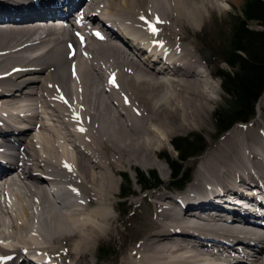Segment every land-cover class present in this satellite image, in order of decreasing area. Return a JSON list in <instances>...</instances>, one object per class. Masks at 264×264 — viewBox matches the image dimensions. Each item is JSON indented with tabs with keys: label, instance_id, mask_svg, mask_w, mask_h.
<instances>
[{
	"label": "bare ground",
	"instance_id": "bare-ground-1",
	"mask_svg": "<svg viewBox=\"0 0 264 264\" xmlns=\"http://www.w3.org/2000/svg\"><path fill=\"white\" fill-rule=\"evenodd\" d=\"M219 1L0 0V175L15 173L0 187V264H86L112 229L109 172L160 167L170 137L206 127L216 71L183 29ZM248 123L181 196L152 193L156 218L120 264H264V133Z\"/></svg>",
	"mask_w": 264,
	"mask_h": 264
},
{
	"label": "rangeland",
	"instance_id": "rangeland-1",
	"mask_svg": "<svg viewBox=\"0 0 264 264\" xmlns=\"http://www.w3.org/2000/svg\"><path fill=\"white\" fill-rule=\"evenodd\" d=\"M220 1L219 3L221 5V10L220 11L218 10L215 11V9L212 10V12L210 13L207 19L205 27L201 28V30L200 28H198L199 30L198 29L195 30L194 28L185 26V28L183 29L184 32L182 31L184 35L189 37V39H192V41L195 43V46L198 47L197 51L199 50V48L201 50H206V49L208 50L207 52L209 53V60L211 61L212 64L210 66L215 71L216 68L217 69L227 68V65L221 61L222 60L221 57L223 56L222 50L224 45L227 43L230 34L231 16L236 12H240L241 7L244 3V0H227V1L220 0ZM253 26H255V24H253ZM183 33L181 34L182 36ZM65 72L66 74H68L66 68H65ZM212 81L214 82V85L217 90L215 94L216 100L211 107L208 123H206V127L202 129L199 128L198 130L189 131L182 134L173 135L172 137H170L169 141H166L167 144L162 149L163 156L165 155L170 157V159H176L177 152L172 144V140L175 137L190 136L195 134L197 136H200V138L205 143V146L200 154L188 159L183 163L182 165L184 169L183 173L185 174L184 184L180 188L171 187L172 185L171 182L172 181L174 182L176 178H172L171 168L167 164L166 160H164V158L163 159L160 158V156L159 157L154 156V159L161 164L160 167L156 166V167L144 169L135 165L133 167L121 168L119 174L116 173L115 175H112L113 173L109 172L113 180L116 182L114 184L115 185L114 193L110 195L109 208L111 215L113 216L112 218L113 220L111 221L112 229L110 234H108L109 236L108 235L106 237L103 236L102 240L95 243L89 254L88 252H86L84 256L85 260L83 263L87 264L88 262V264H90L92 262L93 264L94 259L97 258L96 256L99 249L100 250L105 249L106 253H109L106 256H104L105 258L98 260L99 264H120L121 259L123 257L130 255L132 251H133L132 253H134L139 247L137 243L140 240H142V238L145 237L144 235L147 234L146 232H148L149 230L148 223L150 222V220H155L156 213L158 212L157 208L154 209L150 206L153 199L152 193L160 192L159 190L165 189L166 194L170 193L173 195L176 194L175 196L177 197H179L178 195L181 196V194H183V190L186 189L185 187L188 186L189 180L195 178L194 174L199 158L205 155V153L209 151L212 145L215 144V142L219 141L220 138L225 136L226 133L229 132V130H231L232 128H237V126H240L242 128L243 123L249 122L248 125L246 124L248 127L251 128L252 125L254 126V124H258L260 127L259 129H257V132L259 134L264 133V94H262V96L258 99L257 103L255 104V112L252 118H250L246 122L235 123L226 131H223L221 133L218 132L217 130L218 124L216 123L215 120V111L220 110L222 108L228 109L229 107L228 103L230 99L221 88L220 79L218 77H214ZM135 168H138L145 172L154 171L159 178L160 181L159 185L154 189L142 193L141 190L138 188L137 184L135 183V174H134ZM121 172L122 173L126 172L133 183L132 190L135 192V194L130 196L129 198H123L121 196L120 190L121 187H123L125 184V182L119 176ZM187 174H188V179L185 177ZM14 189L19 190L18 184H16ZM143 197L144 198L147 197L148 202L146 201V198L143 201L142 200L144 199ZM120 211L122 213L121 216L119 214ZM200 212L198 211V213ZM3 219L6 221L8 220L7 216L5 215ZM98 261L96 263H98Z\"/></svg>",
	"mask_w": 264,
	"mask_h": 264
},
{
	"label": "trees",
	"instance_id": "trees-1",
	"mask_svg": "<svg viewBox=\"0 0 264 264\" xmlns=\"http://www.w3.org/2000/svg\"><path fill=\"white\" fill-rule=\"evenodd\" d=\"M255 24V26H253ZM225 69H216L221 88L229 97L228 109L215 111L218 132L228 130L236 122H245L255 112V104L264 93V0H244L240 12L231 16L230 34L223 47ZM172 144L177 152L176 159L162 156L172 168V183L180 187L184 180L183 163L201 153L205 143L197 135L175 137ZM136 184L143 192L160 183L154 171L144 172L135 168ZM125 182L121 196L127 198L134 193L133 183L127 173L121 174ZM188 179V174L185 176ZM109 253L99 249V256ZM98 258L100 259V257Z\"/></svg>",
	"mask_w": 264,
	"mask_h": 264
},
{
	"label": "snow or ice",
	"instance_id": "snow-or-ice-1",
	"mask_svg": "<svg viewBox=\"0 0 264 264\" xmlns=\"http://www.w3.org/2000/svg\"><path fill=\"white\" fill-rule=\"evenodd\" d=\"M153 31H155V29H153ZM67 166V165H66Z\"/></svg>",
	"mask_w": 264,
	"mask_h": 264
}]
</instances>
